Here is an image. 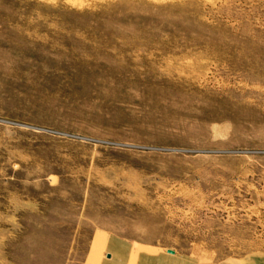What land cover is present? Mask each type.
I'll return each mask as SVG.
<instances>
[{
    "label": "rangeland",
    "instance_id": "1",
    "mask_svg": "<svg viewBox=\"0 0 264 264\" xmlns=\"http://www.w3.org/2000/svg\"><path fill=\"white\" fill-rule=\"evenodd\" d=\"M107 235L264 252V0H0V264Z\"/></svg>",
    "mask_w": 264,
    "mask_h": 264
},
{
    "label": "crops",
    "instance_id": "2",
    "mask_svg": "<svg viewBox=\"0 0 264 264\" xmlns=\"http://www.w3.org/2000/svg\"><path fill=\"white\" fill-rule=\"evenodd\" d=\"M101 253L96 257L95 264H209L166 250L149 251L116 235L104 237ZM214 264L229 263L223 260ZM234 264H264V252L248 253Z\"/></svg>",
    "mask_w": 264,
    "mask_h": 264
},
{
    "label": "water",
    "instance_id": "3",
    "mask_svg": "<svg viewBox=\"0 0 264 264\" xmlns=\"http://www.w3.org/2000/svg\"><path fill=\"white\" fill-rule=\"evenodd\" d=\"M166 251H167V252H173L171 249H167Z\"/></svg>",
    "mask_w": 264,
    "mask_h": 264
}]
</instances>
